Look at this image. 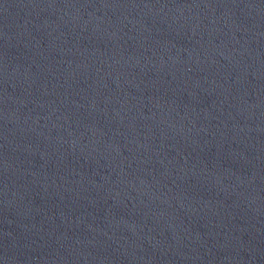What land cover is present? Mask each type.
<instances>
[{
    "label": "water",
    "instance_id": "obj_1",
    "mask_svg": "<svg viewBox=\"0 0 264 264\" xmlns=\"http://www.w3.org/2000/svg\"><path fill=\"white\" fill-rule=\"evenodd\" d=\"M0 264H264V0H0Z\"/></svg>",
    "mask_w": 264,
    "mask_h": 264
}]
</instances>
